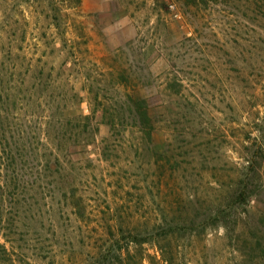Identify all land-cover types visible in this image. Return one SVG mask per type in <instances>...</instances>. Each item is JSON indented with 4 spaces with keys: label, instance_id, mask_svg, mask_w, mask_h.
<instances>
[{
    "label": "rangeland",
    "instance_id": "374dc122",
    "mask_svg": "<svg viewBox=\"0 0 264 264\" xmlns=\"http://www.w3.org/2000/svg\"><path fill=\"white\" fill-rule=\"evenodd\" d=\"M261 152L264 0H0V264H264Z\"/></svg>",
    "mask_w": 264,
    "mask_h": 264
},
{
    "label": "trees",
    "instance_id": "16d2710c",
    "mask_svg": "<svg viewBox=\"0 0 264 264\" xmlns=\"http://www.w3.org/2000/svg\"><path fill=\"white\" fill-rule=\"evenodd\" d=\"M131 109L134 114V118L136 119L139 127L141 128L142 133L144 134L145 138H149L150 136V131H151V124H150V119L147 114V109L145 106L144 100H141L139 98L135 100H131ZM80 119L83 118L79 117ZM261 155H264L263 152H261ZM240 197L243 196L242 193L240 192L238 194ZM135 245H139L143 242L141 240H135L133 242ZM149 260H147L148 264H170L168 260L163 255V252L160 250V254L158 257L154 256H148ZM135 262L134 264H143L144 258L140 256V259L135 257ZM134 259V257H133Z\"/></svg>",
    "mask_w": 264,
    "mask_h": 264
}]
</instances>
